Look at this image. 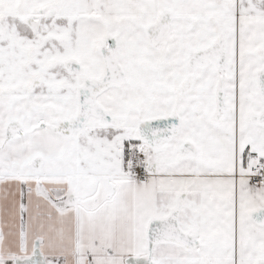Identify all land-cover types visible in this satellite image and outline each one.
I'll use <instances>...</instances> for the list:
<instances>
[{"label":"snow or ice","instance_id":"obj_1","mask_svg":"<svg viewBox=\"0 0 264 264\" xmlns=\"http://www.w3.org/2000/svg\"><path fill=\"white\" fill-rule=\"evenodd\" d=\"M0 264H264V0H0Z\"/></svg>","mask_w":264,"mask_h":264}]
</instances>
